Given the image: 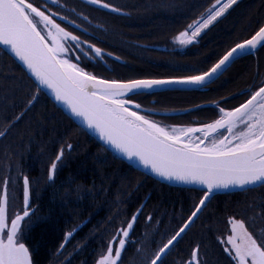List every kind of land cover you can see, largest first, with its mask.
<instances>
[{"label": "trees", "instance_id": "trees-1", "mask_svg": "<svg viewBox=\"0 0 264 264\" xmlns=\"http://www.w3.org/2000/svg\"><path fill=\"white\" fill-rule=\"evenodd\" d=\"M106 2L120 11L100 8L86 0L71 5L59 0V5L51 7L79 25L81 31L77 34L82 40L101 43L104 52L111 53L105 61H80L90 73L108 80L202 74L264 25V0H237L182 51L172 48L174 37L215 0ZM99 28L106 32L110 29L111 33ZM262 73L264 47L235 62L204 89L140 94L131 99L141 105L138 112L148 109L142 102L155 99L156 107L170 112L167 115L171 118L201 126L218 118L219 107L231 110L245 102L264 84ZM37 87L0 48V189L7 180L10 201L22 209L24 178L29 180L32 213L28 223L23 224L21 241L29 248L32 264H96L114 234L125 228L134 215L133 240L124 256L122 250V261L144 264L147 259L149 264L158 249L186 223L204 191L167 185L120 160L74 123L41 89L37 92ZM70 144L72 148L55 178L49 180L52 162ZM9 212L13 216L15 209L10 207ZM232 218L243 220L258 243L264 241V185L214 195L160 264H187L194 249H198L199 264H236L221 243L230 234ZM140 245L148 250L147 258Z\"/></svg>", "mask_w": 264, "mask_h": 264}, {"label": "snow or ice", "instance_id": "snow-or-ice-1", "mask_svg": "<svg viewBox=\"0 0 264 264\" xmlns=\"http://www.w3.org/2000/svg\"><path fill=\"white\" fill-rule=\"evenodd\" d=\"M52 2L59 3V0ZM86 2L113 12L120 11L106 0ZM236 2L215 0L174 40L181 45L192 44L204 29ZM57 15L59 13L52 12L47 5L35 6L30 0H0V45L6 46L26 66L40 86L36 91L39 92L41 87L50 90L56 101L129 160H137L167 180L204 186V194L188 222L151 258L150 264H160L214 190L264 184V84L238 107L231 110L219 107L218 118L200 127L161 126L133 110L140 109L141 105L134 103L131 95L166 84H204L237 55L257 46L264 47V26L259 27L250 39L237 43L202 74L176 80L136 79L122 82L98 78L80 66L78 61L81 56L75 53L84 52L100 59L105 53L61 26L54 19ZM78 15L88 19L82 13ZM60 18L68 19L65 16ZM68 22L75 24L74 20ZM35 98L32 97L33 100ZM68 147L71 148V145ZM62 156L63 149L50 166L49 180L53 179L57 162ZM23 183L22 214H16L11 219L8 216L7 180L3 181V188L0 189V264H32L29 248L21 242L22 222L26 225L31 218L27 177ZM136 218L134 215L126 228L114 234L98 264H118ZM229 224L230 234L221 243L230 246L225 251L232 255L236 264H264V241L258 243L243 220L232 218ZM71 235L68 234L69 237ZM197 257L198 249H194L187 264H199Z\"/></svg>", "mask_w": 264, "mask_h": 264}, {"label": "water", "instance_id": "water-1", "mask_svg": "<svg viewBox=\"0 0 264 264\" xmlns=\"http://www.w3.org/2000/svg\"><path fill=\"white\" fill-rule=\"evenodd\" d=\"M264 26V25H263ZM251 38V37H250ZM248 38V39H250ZM247 40V39H246ZM245 41V40H244ZM243 41V42H244ZM242 43V42H241ZM236 46V45H235ZM234 46V47H235ZM0 48H2L7 54H9L19 65L20 67L25 71V73L35 82V84L40 87L38 85V82L35 80V78L31 75V73L28 72L26 66L19 61L18 58L15 57V55L6 47L3 45H0ZM233 48V47H232ZM231 48V49H232ZM261 46H257L256 49H250L247 50L244 54L241 55H237L233 60H231L228 64H226L221 70H219L216 74H214L213 76H211L208 80L205 81L204 84L202 85H187V84H166V85H161V86H156L153 87L151 89H147V90H143L140 94H153V93H161V92H169V91H197L200 89H204L208 86H210L211 84H213L216 80H218L235 62H237L238 60L244 58V57H248L251 56L253 54H255L259 49H261ZM230 49V50H231ZM229 50V51H230ZM226 54V53H225ZM223 57V56H222ZM220 60V59H219ZM219 60L216 62L218 63ZM215 63V64H216ZM214 64V65H215ZM213 65V66H214ZM212 66V67H213ZM211 67V68H212ZM210 68V69H211ZM209 69V70H210ZM208 70V71H209ZM207 72V71H206ZM99 78V77H98ZM185 78V77H182ZM182 78H142V79H158V80H176V79H182ZM103 79V78H101ZM108 80V79H106ZM136 80V79H134ZM119 81V80H117ZM129 81V80H128ZM122 82H126V81H122ZM62 111H64L72 120L74 123H76L79 127H81L87 134H89L94 140H96L97 142H99L105 149H107L109 152H111L114 156H116L117 158H119L120 160L124 161L125 163L131 165L133 168L147 174L148 176L152 177L153 179H156L162 183H165L167 185L170 186H174V187H182V188H189V189H196V190H200V191H204V186L199 185V184H195V183H184V182H180V181H175V180H167L163 177H160L158 175H156L155 173H153L151 171V169L149 168H145L142 164H140L137 160L133 159V160H129L123 153L117 151L116 149H114L113 147H111L110 145L106 144L100 137L99 135L92 129H89L80 118L75 117L71 114V112L66 108V106H64L63 104H61L60 102L56 101L54 96L52 95L51 91L45 88H40ZM140 94H136V95H140ZM135 95H131V97H133ZM135 103V102H134ZM133 110L136 111L135 108H133ZM148 118V117H147ZM150 119V118H148ZM152 120V119H150ZM153 121V120H152ZM157 123V122H156ZM159 124V123H158ZM160 125V124H159ZM162 126V125H161ZM198 134V133H197ZM264 184H256V185H247L244 187H238V186H230L227 189H217L214 190L213 193L210 195L208 201H206L205 206L201 209V211L197 214L196 217L193 218V222L189 225V227L185 230L184 233H182V235L178 238V240L175 242V244L187 233V231L191 228V226L194 224V222L198 219V217L200 216V214L203 212L204 208L206 207V205L208 204V202L210 201V199L214 196V195H218V194H228V193H233V192H240V191H246V190H250V189H254V188H258L263 186ZM189 220V219H188ZM188 220L186 221V223L188 222ZM174 244V245H175ZM173 248V247H172ZM171 248V249H172ZM170 249V250H171ZM170 250L164 255L163 259L166 257V255L170 252ZM162 259V260H163ZM198 259V258H197ZM161 263V262H160Z\"/></svg>", "mask_w": 264, "mask_h": 264}, {"label": "rangeland", "instance_id": "rangeland-1", "mask_svg": "<svg viewBox=\"0 0 264 264\" xmlns=\"http://www.w3.org/2000/svg\"><path fill=\"white\" fill-rule=\"evenodd\" d=\"M46 1H49V2H52V0H30V2H36V3H33L34 5L35 4H38L39 6H43V5H47V7H49L48 6V3L46 2ZM60 1H62L63 3H65V4H73V1H76V3H77V0H60ZM70 4V5H71ZM43 10V9H42ZM56 11V10H55ZM59 16H61V15H57L56 17H54V19H56L57 20V18L59 17ZM70 17H74V16H70ZM66 21H70L69 19H67ZM58 23H60L61 24V26H63V27H66V29L68 30V31H71V32H73V34H76V35H78L77 34V30H78V28H80V27H78V28H76L75 26H72L71 25V23H70V25L69 24H66L64 21H57ZM74 25H76V23L74 24ZM78 25V24H77ZM87 25H89V26H91L92 27V24L91 23H88ZM100 29V28H99ZM79 31V30H78ZM100 31L102 32L103 31V33H107V34H109V33H111V30L110 29H107V32L106 31H104V30H102V29H100ZM179 35V34H178ZM80 38H82L81 36H80ZM198 38V37H197ZM197 38H196V40L194 41V42H196L197 41ZM83 39V38H82ZM125 40H123V42H124ZM175 41V40H174ZM176 42V41H175ZM193 42V43H194ZM192 43V44H193ZM122 45H133V46H136L137 48L139 47L137 44L135 45V43H121ZM192 44H188V45H181V44H179L178 42H176V43H173V45H172V48H176V49H179V50H185V49H187L188 47H190ZM95 45V44H94ZM135 47V48H136ZM85 51H87V48H85ZM105 53V55H104V57L106 58V56L108 55V53L107 52H104ZM88 57H94V55H89V56H86V58H88ZM103 57V59L105 60V58ZM107 57H111L110 55H108ZM94 58H96V57H94ZM162 60V59H161ZM81 61V60H80ZM80 61H78V63H80ZM74 62H76V61H74ZM82 67V66H81ZM263 71V70H262ZM262 74H264V73H262ZM134 76H136V75H134ZM262 77H263V75H262ZM131 78H134V77H131ZM249 99V98H248ZM172 106V105H171ZM225 107V106H224ZM218 116H219V114H218ZM204 125V124H203ZM202 126V125H201ZM165 127H169V128H171V127H177V128H179V127H200V126H193V125H191V124H185V125H175V124H166L165 125ZM196 135H200L199 133L198 134H196ZM71 145V144H70ZM71 148H72V145H71ZM71 148H69L68 146L66 147V149L65 148H62L63 149V156L61 157V160L60 161H58L57 162V168H56V171H55V173H54V176H53V179L55 178V175H56V173H57V170H58V168L61 166V164L64 162V158H65V156L67 155V151H69V150H71ZM68 149V150H67ZM61 151V150H60ZM52 179V180H53ZM7 191H8V216H9V218L11 219V218H14L15 217V215L16 214H22V209H23V207H24V204H23V206H22V209L20 208V207H18L17 205L15 206L14 205V203H12L11 201H10V197H9V190L7 189ZM29 196H30V184H29ZM10 207L12 208V209H15V212H14V215L13 216H11V214H10V212H9V209H10ZM29 211H30V214L32 213V210L29 208ZM23 222H22V228H23ZM134 225V224H133ZM126 228V227H125ZM247 228V227H246ZM230 230H231V225H230ZM249 231V230H248ZM228 236V235H227ZM227 236L224 238V239H222V240H226V238H227ZM132 240H133V238H132V236H131V230H130V232H129V237L127 238V240H126V244H125V248H124V250L125 249H127L128 247V245H129V243H131L132 242ZM22 242V241H21ZM224 244V243H223ZM224 246H225V248L226 247H230V246H228V245H226V244H224ZM139 249L142 251V253H143V255L147 258L148 257V255H146V252L148 251V250H144V248H143V246L142 245H140L139 246ZM126 253V250L123 252V256H124V254ZM30 256H31V254H30ZM123 256L121 257V259H120V261H118V264H121V263H123ZM232 256V255H231ZM129 257V256H128ZM130 257H133V259H134V254L132 253V256H130ZM101 258V257H100ZM99 258V259H100ZM98 259V260H99ZM31 260H32V257H31ZM98 260H97V262H96V264H98ZM127 261V260H126ZM125 261V262H126ZM138 262H139V260H138ZM147 263V259H145V262H144V264H146ZM124 264V263H123ZM150 264V263H149Z\"/></svg>", "mask_w": 264, "mask_h": 264}, {"label": "flooded vegetation", "instance_id": "flooded-vegetation-1", "mask_svg": "<svg viewBox=\"0 0 264 264\" xmlns=\"http://www.w3.org/2000/svg\"><path fill=\"white\" fill-rule=\"evenodd\" d=\"M47 3H48V8L49 9H51V11L52 12H54V10H53V7H51V5L52 6H56V5H59L58 3H53V2H49V1H46ZM34 3V2H33ZM36 6H39V5H37L36 4ZM61 16H59L58 18H57V21H64L66 24H69L70 25V23L68 22V21H66L65 19H61L60 18ZM72 26H75V27H77L76 25H74V24H71ZM78 28V27H77ZM78 30H80L81 31V29H78ZM84 31V30H83ZM85 33H88V32H85ZM92 44H95V46L96 47H99V48H101V49H103V51L105 50V48H104V45L103 44H101V43H92ZM86 47V46H85ZM76 54V53H75ZM83 55L81 56V59H82V61L83 60H86V61H88L89 63H95V62H98L99 60L100 61H105L104 59H100V58H94V57H88V58H86V56H89V55H86V54H84V53H82ZM77 55H79V54H77ZM85 55V56H84ZM84 69L86 70V71H88V72H90L89 71V68H87V67H84ZM98 77V76H97ZM99 78H103V77H99ZM103 79H105V78H103ZM162 93V92H161ZM153 94H155V93H153ZM152 94V95H153ZM157 94V93H156ZM132 98V97H131ZM151 101V102H150ZM149 101V103H145V102H142V101H140V102H142L143 104H144V106L146 107V108H148V109H146L147 111H140V113L142 114V115H145L146 117H148V118H150V119H152L153 121H155V122H157V123H159L160 125H162V126H164L165 127V125L166 124H175V125H182V124H185L186 122L184 121V122H181V121H178V120H175V118H171L170 116H168L167 114H170V112H163V111H161L160 109H158V107H156V105L154 104L155 102H156V100L155 99H151ZM158 101H159V99H158ZM151 103H153V104H151ZM244 103V102H243Z\"/></svg>", "mask_w": 264, "mask_h": 264}]
</instances>
